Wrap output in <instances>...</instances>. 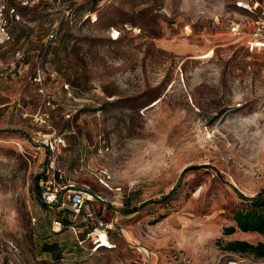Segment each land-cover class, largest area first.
<instances>
[{"label":"rangeland","instance_id":"1","mask_svg":"<svg viewBox=\"0 0 264 264\" xmlns=\"http://www.w3.org/2000/svg\"><path fill=\"white\" fill-rule=\"evenodd\" d=\"M235 1L37 0L19 11L0 49V264H264L224 248L263 239L223 233L247 208L240 195L264 187V55ZM222 15L244 24L240 37ZM58 133L66 180L118 196L104 219L120 231L98 232L110 248L78 245L82 224L50 232L66 215L42 204L37 181Z\"/></svg>","mask_w":264,"mask_h":264},{"label":"built area","instance_id":"2","mask_svg":"<svg viewBox=\"0 0 264 264\" xmlns=\"http://www.w3.org/2000/svg\"><path fill=\"white\" fill-rule=\"evenodd\" d=\"M37 0H0V49L14 40L15 33L12 32L11 26L14 22L20 20L18 8L30 7ZM235 6L243 12L252 14L247 29L248 37L254 46L264 55V0H236ZM223 16V15H222ZM226 15L223 16V18ZM221 16H215L219 20ZM249 16H245L248 18ZM222 18V17H221ZM226 27L232 36L240 37L244 30V24L241 25L237 17L227 15ZM53 35H50L52 37ZM248 61L251 57L246 58ZM264 71V67H263ZM40 80V79H39ZM47 100V99H46ZM47 104L49 101L47 100ZM264 109V104H263ZM45 163L41 169L40 178L37 181L38 195L41 202L49 209H55L63 215H66L67 222L61 219H53L50 225L51 234L58 233L62 230H70L74 233L81 232L78 228L83 225L84 239H78V245H82L84 241L93 245L92 251H95L101 244L99 239V231H103L108 240V231H120L117 228L116 221H107L104 219L106 208L117 211L120 204L118 196L103 195L90 191L87 185H76L66 180L65 171L60 164V154L62 146H64V138L61 134L53 135L51 141L45 140ZM97 178L102 184H106L111 180L110 172L105 168H98L95 171ZM93 202L103 205V210L96 213L91 209ZM36 222V218L32 217V224ZM90 226L92 229H90ZM16 254L20 251L13 246ZM90 249V247H89ZM227 264H243L240 259H230Z\"/></svg>","mask_w":264,"mask_h":264},{"label":"trees","instance_id":"3","mask_svg":"<svg viewBox=\"0 0 264 264\" xmlns=\"http://www.w3.org/2000/svg\"><path fill=\"white\" fill-rule=\"evenodd\" d=\"M25 8L28 7H19L18 12ZM192 168H195V166L187 167L185 170ZM240 198L244 200L247 208L240 209L234 213L233 220L235 224L225 227L223 233L230 235L238 230L241 232L257 233L261 235L263 239L261 241H258L257 243H251L241 239H234L228 241L224 245V248L227 251L233 253H249L256 258L264 259V187L251 197H244L240 195ZM46 208L48 210H55L49 209L48 207ZM135 210L136 209L124 210V212L131 213ZM56 213L61 214L58 211H56ZM58 218L61 217H56V219ZM64 223H66V221H64ZM101 247L110 248L111 245L100 246L98 248Z\"/></svg>","mask_w":264,"mask_h":264}]
</instances>
